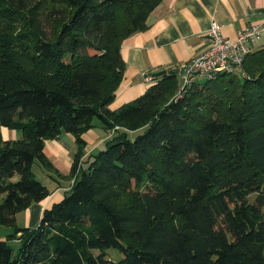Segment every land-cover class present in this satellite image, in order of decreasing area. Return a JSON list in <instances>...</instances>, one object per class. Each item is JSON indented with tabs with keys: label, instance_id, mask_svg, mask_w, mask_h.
I'll use <instances>...</instances> for the list:
<instances>
[{
	"label": "trees",
	"instance_id": "1",
	"mask_svg": "<svg viewBox=\"0 0 264 264\" xmlns=\"http://www.w3.org/2000/svg\"><path fill=\"white\" fill-rule=\"evenodd\" d=\"M161 1L0 0V125L21 131H0V225L12 230L0 264H264V46L242 73L175 98L170 66L109 107L121 44ZM95 117L112 136L83 158ZM62 133L76 149L70 189L21 227L17 214L51 193L33 164L52 168L45 140Z\"/></svg>",
	"mask_w": 264,
	"mask_h": 264
},
{
	"label": "crops",
	"instance_id": "2",
	"mask_svg": "<svg viewBox=\"0 0 264 264\" xmlns=\"http://www.w3.org/2000/svg\"><path fill=\"white\" fill-rule=\"evenodd\" d=\"M263 10L264 0H162L147 17V27L130 35L121 44L125 71L109 107L116 109L142 95L151 84L145 80L146 74L170 66L178 67L206 51L210 45L207 31L212 21L222 25L223 36L234 38L237 30L259 21ZM250 46L251 50L264 46V34L252 40ZM94 124L96 126L84 134L87 142L85 152L98 150L107 138V132L99 126V121ZM2 136L11 138L8 129ZM75 150L72 138L65 133L45 140L44 153L53 167H48L49 170L43 168L44 174L37 179L51 193L19 212L17 225L36 227L43 209L61 200L69 191V184L62 175L69 172ZM38 166V171H43L42 165ZM8 232L9 227L5 226L0 239H4Z\"/></svg>",
	"mask_w": 264,
	"mask_h": 264
},
{
	"label": "built area",
	"instance_id": "3",
	"mask_svg": "<svg viewBox=\"0 0 264 264\" xmlns=\"http://www.w3.org/2000/svg\"><path fill=\"white\" fill-rule=\"evenodd\" d=\"M221 28L220 23L212 21L207 31L209 48L177 67L180 84L175 98L181 97L194 80L211 79L218 73H242L243 60L251 51L250 42L264 34V10L259 21L237 30L234 38L223 36ZM145 80L152 82L151 74H146Z\"/></svg>",
	"mask_w": 264,
	"mask_h": 264
},
{
	"label": "rangeland",
	"instance_id": "4",
	"mask_svg": "<svg viewBox=\"0 0 264 264\" xmlns=\"http://www.w3.org/2000/svg\"><path fill=\"white\" fill-rule=\"evenodd\" d=\"M99 121V119L97 118V117H95L94 119H93V123L94 122H98ZM5 129H8V131H9V134H10V137L11 138H14L13 136H15L16 134H18V135H21V131L19 130V129H12V128H6V127H4V126H1L0 125V131L2 132V133H4V131H5ZM95 135V141L96 140H98L97 138H96V133L94 134ZM110 136H112V133L110 132V133H106V137H110ZM54 138V137H53ZM99 138V137H98ZM52 139V138H51ZM91 152H85V154H84V156H83V158H85L86 157V155L88 156V154H90ZM39 162L36 160L35 162H34V164H33V172L35 173V177L36 178H41L42 177V175L44 174V169L46 170V169H48V167H44V166H42L41 167V169H43V171H38V169H40V166H38L39 164H38ZM51 164V163H50ZM51 167H53V165L51 164ZM49 170V169H48ZM64 176V175H63ZM62 176V179H64L66 182H67V184H69L68 186H69V189H70V186H71V184H72V182H73V180H68V179H66L65 177H63ZM2 229H5V226H2V225H0V232H2ZM5 231V230H4ZM12 230H9V232L8 233H10ZM7 233V234H8ZM15 240V239H14ZM10 241V246L14 249V250H16L17 249V245H18V241ZM97 252V251H96ZM120 253L118 252V250H116V249H114V248H110V249H108V257H110L112 260H115V261H117L119 258H120Z\"/></svg>",
	"mask_w": 264,
	"mask_h": 264
}]
</instances>
